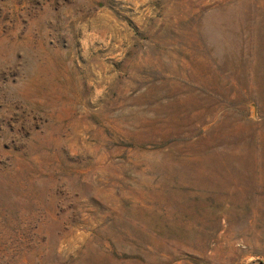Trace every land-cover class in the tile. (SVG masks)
<instances>
[{
    "label": "rangeland",
    "instance_id": "1",
    "mask_svg": "<svg viewBox=\"0 0 264 264\" xmlns=\"http://www.w3.org/2000/svg\"><path fill=\"white\" fill-rule=\"evenodd\" d=\"M0 264H264V0H0Z\"/></svg>",
    "mask_w": 264,
    "mask_h": 264
}]
</instances>
